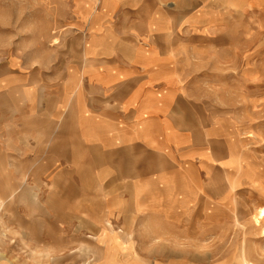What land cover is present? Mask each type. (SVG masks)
I'll list each match as a JSON object with an SVG mask.
<instances>
[{"label": "rangeland", "instance_id": "1", "mask_svg": "<svg viewBox=\"0 0 264 264\" xmlns=\"http://www.w3.org/2000/svg\"><path fill=\"white\" fill-rule=\"evenodd\" d=\"M178 1L173 4L177 11ZM201 5L200 0L183 5L192 17L186 23L189 30L177 34L176 41L191 46L176 54L189 96L222 107L236 123L239 160L210 170L212 175L222 170V177L197 179L198 185L213 188L241 185L231 195L233 209L220 211L202 200L193 207L191 219L187 214L169 225L152 215L108 217L106 182L114 178L106 177L115 164L104 160L100 147L88 156L68 146L67 159L53 164L54 169L68 171L65 176L48 179L45 188L17 179L12 200L29 204L27 212L47 223L29 227L31 244L25 248L17 241L24 236L13 233L19 263L264 264L263 227L254 226V216L264 208V13L242 3L235 7L229 0ZM100 8L101 0H0V73L10 66L14 73L35 77V98L70 73H81L83 30L91 13ZM0 105L1 110L7 107ZM55 147L47 151L54 153ZM43 163L16 161V169H35ZM56 217L60 223L52 224Z\"/></svg>", "mask_w": 264, "mask_h": 264}, {"label": "crops", "instance_id": "2", "mask_svg": "<svg viewBox=\"0 0 264 264\" xmlns=\"http://www.w3.org/2000/svg\"><path fill=\"white\" fill-rule=\"evenodd\" d=\"M200 1L203 5L208 0ZM178 2L177 11L176 0H101L83 30L82 72L40 90L38 98L35 77L14 73L10 66L0 73V104L7 106L1 110L0 105V264H21L15 231L24 236L17 241L25 248L31 244L29 227L47 224L27 212L29 204L12 200L17 179L45 188L48 179L65 176L68 171L53 164L67 159L68 146L88 156L100 147L104 160L115 164L105 176L114 178L106 182L108 217L152 215L169 225L187 214L191 219L202 200L217 210L233 209L231 195L241 185L197 183L198 178L222 177V170L216 175L210 170L229 167L241 147L227 112L193 99L184 89L186 77L176 50L191 45L176 41V35L187 33L192 11L183 6L186 0ZM229 2L264 13V0ZM51 145L56 146L54 153L47 151ZM37 159L44 163L35 169H16V161ZM176 178L183 184L175 183Z\"/></svg>", "mask_w": 264, "mask_h": 264}, {"label": "bare ground", "instance_id": "3", "mask_svg": "<svg viewBox=\"0 0 264 264\" xmlns=\"http://www.w3.org/2000/svg\"><path fill=\"white\" fill-rule=\"evenodd\" d=\"M264 208H261L258 213L254 216V226L257 228H262V233L264 236Z\"/></svg>", "mask_w": 264, "mask_h": 264}]
</instances>
